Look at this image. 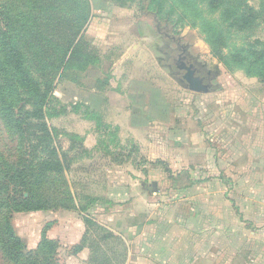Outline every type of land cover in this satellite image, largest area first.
Wrapping results in <instances>:
<instances>
[{
	"label": "rangeland",
	"instance_id": "obj_1",
	"mask_svg": "<svg viewBox=\"0 0 264 264\" xmlns=\"http://www.w3.org/2000/svg\"><path fill=\"white\" fill-rule=\"evenodd\" d=\"M88 1L92 16L82 39L96 47L102 63L89 66L84 71L74 67L66 71L56 83L54 99L47 107L46 121L55 134L57 146L64 152L70 151L68 159L71 163L64 177L76 199L75 204L90 206L89 199L99 200L83 213L61 209L13 213L11 224L15 233L26 241L29 252L37 249L43 239L52 241L51 246L44 247L42 252L47 253L54 264H147L144 258L141 259L142 255L137 254V240L144 236L134 235L132 238L130 229L141 227V232L148 237L145 232L152 226L162 229L171 223L179 226L183 221L186 224L190 220L186 216L192 211L198 216L190 224H200L202 239L209 230L217 227V244H214L216 233L212 232V244L207 247V254L211 257L206 258L209 264H258L259 247L264 242V216H256L258 212L264 213V134L254 133L264 131L261 121L264 119V90L242 71H226L231 76H227V81L235 83L232 90L244 95L247 102L243 100L244 103L239 101L237 104L219 97L204 98L197 104L195 100L189 101L188 108H183V94H196L180 90L175 84L177 80L167 78L151 54L138 51L151 50V47L140 43V36L150 39L155 45L163 43L172 51H178L172 37L183 34L189 46V61L197 60L203 66L212 63L213 68H223L220 61L209 54L211 49L204 36L197 29L188 26L178 29L157 19L155 14L142 8L143 0H132L123 6L109 4L105 0ZM246 3L258 8L259 0H247ZM168 34L170 40L165 42ZM232 41L237 45L255 41L264 43V22L251 30L235 33ZM173 58L174 52L171 60ZM138 74L141 77L146 74L152 86L163 89V104L171 109L164 128L157 129L158 124L147 123L148 128L139 130L135 140L118 139L117 135L115 138L112 125L110 134L102 133L95 125L96 119L89 120L88 117L94 113L101 117L103 124H107L103 118L105 107L101 103L105 88L121 86V82L125 84L129 77ZM107 76L109 81L106 83ZM221 88L227 89L225 85ZM199 104L208 106L212 113L216 110V118L221 120L215 123L213 131L206 127L207 122L199 123L206 130L204 132L212 134L204 135L206 142L215 146V153L211 155L193 154L195 141L199 139H188L181 142L182 145H176L179 134L193 129L192 119L191 122H186V119L198 112L195 108ZM209 110L203 114L208 116ZM225 130H228L227 137ZM166 134L170 138L164 141ZM248 134L256 136L253 138L254 146L247 143ZM10 140L8 131L0 122V146L9 144ZM188 165L195 167L183 169ZM249 167L258 169L254 177L261 182L260 186L250 189L245 188L242 180L246 176L241 175ZM232 172L240 176L238 181L242 182L238 191L229 189L225 183V177H231L229 174ZM178 177L185 184L188 179L199 181L191 187L182 186L189 188L186 190L188 202L183 200L185 192L179 182L174 184L173 180ZM226 193L232 195V199L237 195L243 219L250 221V228L224 232L231 214ZM262 194L263 198L259 199ZM88 219L90 223H86ZM229 236L231 239H227ZM241 240H244L245 249L238 251L233 262L227 241L233 245L236 241L240 246ZM138 256L132 263L130 257ZM206 259H203L204 263L208 262ZM0 264L12 263L0 252Z\"/></svg>",
	"mask_w": 264,
	"mask_h": 264
},
{
	"label": "trees",
	"instance_id": "obj_2",
	"mask_svg": "<svg viewBox=\"0 0 264 264\" xmlns=\"http://www.w3.org/2000/svg\"><path fill=\"white\" fill-rule=\"evenodd\" d=\"M105 1L117 6L132 2ZM246 2L143 0L142 8L174 28L197 29L225 71H242L264 85V43L232 41L235 33L264 22V0L258 8ZM91 16L88 0H0V122L11 137L0 146V252L12 264H54L42 252L50 240L27 251L26 241L11 224L13 213H83L98 201L75 204L64 177L70 151L57 146L46 121L56 83L66 71H84L99 63L96 47L82 39Z\"/></svg>",
	"mask_w": 264,
	"mask_h": 264
},
{
	"label": "crops",
	"instance_id": "obj_3",
	"mask_svg": "<svg viewBox=\"0 0 264 264\" xmlns=\"http://www.w3.org/2000/svg\"><path fill=\"white\" fill-rule=\"evenodd\" d=\"M140 38H142V42L140 43L144 45L145 47L146 46L148 48L151 47V50H146V51L138 50V51L144 52L145 54H148V55L151 54L152 59L159 66V69L162 71H165L166 77L167 78L172 77L173 79L177 80L175 84H177L180 90H183L188 93L196 94V95H187L186 93L183 94L182 100H183V103L185 104L184 105L185 107L183 108H188L186 106H188L189 101L193 102L195 100L197 104L199 100H203L204 98L219 97V98L227 99L228 101H231L232 103L236 102L237 104H239L240 102L244 103V101L247 102V98L244 97V95L237 94L236 91L232 90L231 87L235 86V83L233 82L230 83L229 81H227L228 80L227 76L229 75L225 73L226 71L223 70V68L221 69L218 67L213 68L212 63H210V65L203 66L197 60H194V61L191 60V62L194 64L196 68L197 73L202 77L203 85L205 87H204V90L200 92H193L188 89V86L182 80L180 72L177 70V67L175 66L176 55L178 57L179 54H182L183 55L182 58L189 61V59L187 58L189 46L185 42L183 34L174 35L172 37V39L175 40V44L178 47V51H172L170 46L169 47L165 46L163 43L161 46L160 44L155 45L150 39L142 35L140 36ZM164 39H165V42L169 41L170 40L169 34ZM173 52L175 54V58L171 60V56ZM203 54H207V53H203ZM100 63L102 62H99L97 64L100 65ZM171 71L173 73H171ZM141 73L142 72H140L139 74ZM139 74L137 76L129 77L126 80L125 84L121 82V86L120 84H118L117 87L107 86L105 88L104 90L105 94L102 97L101 103H102V106L105 107L103 118L105 119V122H107V124L106 125L103 124L101 117L99 115L98 116L95 115L94 113H91V118L88 117L89 120L96 119L95 125L98 129L102 130V133L110 134L109 133L110 125H112L113 126L112 134H114L115 138L117 135L118 139L119 138L121 139H124V138L132 139L133 138L134 139L136 138V135L139 132V130L142 131L148 128L146 126L147 123L150 124L152 122V123L158 124L156 127L157 129L164 128L163 124H165L164 122H166V117L170 113L171 109L168 108L169 106L167 104H166V107L163 104V101H162V98H164L163 89L161 88L156 89L154 86L151 85L152 83L149 81L146 74H145L146 76L143 75V77H141V75L139 76ZM108 78L109 76H107V79L105 81L106 83L107 81H109ZM229 78H231V76H229ZM249 79H254L255 82L259 86H261L262 89L264 90V85L259 83L257 79L255 78H249ZM216 80H219V82L215 83ZM229 83L231 85H229ZM224 85L227 87L226 90H223L221 88ZM201 93L202 95H198ZM195 109H197L198 112L197 113L195 112L192 117H188L186 119V122H191V119H192L193 129L179 134L178 143H176V145L180 146L182 145L181 142L184 143L188 141V139H195V140L199 139L195 141L196 145H194L195 150L193 154L194 155H199V154L211 155L215 153V150H214L215 146L212 144L210 145L208 142H206V140L204 139L205 137L204 135L205 134L207 135V133H209V136H212V134L210 131L204 132L206 130L201 128L202 126H199V123L201 124L203 121L207 122L209 125L207 124L206 127L209 130L213 131L215 129V123L221 120L216 118V112H215L216 110H214L212 113L208 109V106L199 104ZM182 110L185 111V109H182ZM206 110H209V112H211L208 116H205V113L203 114V112H206ZM89 112H91L90 109H89ZM186 113L187 112H185V115ZM110 115L112 117L108 118ZM211 117L216 118V119H211ZM261 121L263 125L262 128L264 129V119L262 118ZM187 128H190V127H187ZM231 129H233V127ZM226 131L228 130H225L224 135L227 137L228 134ZM259 131L257 130V132L254 134H257V135L264 134V131L262 130L260 132ZM231 135L233 136L234 134L231 133ZM164 137H165V140L163 139ZM255 137H256L255 135L253 136L251 134H248L246 136L247 143H249V146H254L253 138ZM163 138L162 140L167 141L170 138V136L166 134L165 136H163ZM128 141L129 143L132 142L130 140ZM174 141H177V140L174 139ZM119 142H122V141L119 140ZM133 144L135 143L133 142ZM157 161H159V163L161 164H164L163 161H160V160H157ZM151 163H154V161ZM194 167L195 166L193 165H188V166H185L183 169L189 170ZM257 170L258 169L256 168L251 169L249 167V170H244L245 172L241 174V175L246 176L242 180L243 184H246L245 188L247 187L248 189H250L252 186H255V185L260 186V183H261L260 179L256 180L255 179L256 177H254L255 176L254 172ZM229 175L231 177L229 176L225 177V183L228 184L229 189H234L238 191L240 184H242V182L238 181L239 180L238 178L240 176H238L234 172L230 173ZM173 181H174V184H176V182H179L181 187L184 185H189V187H191L192 185L194 186L199 182V181H196L195 179L194 181L191 179H188V182L184 181L187 183L185 184V183H182V180L179 179V177ZM181 189H184V192H185L184 195L182 196L183 200L188 202L190 199L187 196L188 193L186 192V190L189 188L182 187ZM231 196L232 195L227 194V193L225 195L226 201L229 203L228 205L230 208L228 209L230 210L231 214L230 216H228L229 222L227 225H225L224 232L230 233L231 229L232 230H239V229H245V228L248 229V227L251 226V223L250 221H246L245 219H243L244 214L242 213V209L240 208L238 201H236L237 195L234 196V199H232ZM239 198H242V195ZM262 198H263V194L261 197H259V199H262ZM258 209H259V206H258ZM197 216H198L197 212L190 211L186 216L187 219L188 217H190V220L186 224H183V221L182 223H180L179 226H176L174 223H171V226H163L164 228L162 227V229L152 226L147 229V232H145L146 234H149L148 237H146L143 234V232H141V227L131 228L130 232L132 233V238L134 235L144 236L139 241L137 240L136 244L139 246L137 248L138 250L137 254H141L142 255V256L140 255L141 259L144 258L147 261V264L149 263L151 264H209V261L206 258L211 259V257L210 255L207 254L208 253L207 247H210L212 244V241L210 240L212 238V232H214V234L216 233L214 236V241H215L214 244H217V237H216L217 227L215 226L213 227V229L209 230L208 235H205L204 238L202 239V229L203 228L200 226V224H197L196 222H193V224H190V221L192 219H196ZM256 216L262 217L264 216V213L258 212ZM227 239H231V236H229ZM243 246H244V240H241L240 246L236 245V241L234 245L231 241H227V247H228L227 249L233 254L232 260L236 259L239 250L245 249V248L243 249ZM258 255H259L258 264H264V242H263V245L259 247ZM131 258H132L131 262L134 263L135 259L137 261V258H139V256L130 257V259ZM203 259H206L208 262L204 263L205 261ZM135 263L137 264L138 262H135Z\"/></svg>",
	"mask_w": 264,
	"mask_h": 264
},
{
	"label": "water",
	"instance_id": "obj_4",
	"mask_svg": "<svg viewBox=\"0 0 264 264\" xmlns=\"http://www.w3.org/2000/svg\"><path fill=\"white\" fill-rule=\"evenodd\" d=\"M180 70H183L185 73L183 75V80L187 83L188 89L193 92H200L204 90V86L202 84V79L193 69L192 65H180Z\"/></svg>",
	"mask_w": 264,
	"mask_h": 264
},
{
	"label": "flooded vegetation",
	"instance_id": "obj_5",
	"mask_svg": "<svg viewBox=\"0 0 264 264\" xmlns=\"http://www.w3.org/2000/svg\"><path fill=\"white\" fill-rule=\"evenodd\" d=\"M175 41V40H174ZM182 54H179L178 55V57H177V55H176V61H175V66L177 67V70L180 72V75H181V78L183 77V75H184V71L183 70H180L179 69V66L180 65H192L193 66V69L196 71V68H195V66H194V64L191 62V61H188V60H185V59H183L182 58ZM198 73H197V71H196V75H197ZM199 75V74H198ZM200 76V75H199ZM200 78L202 79V77L200 76ZM182 80H183V78H182ZM184 81V80H183ZM185 82V81H184ZM186 83V82H185ZM202 84H203V79H202ZM186 85H187V83H186ZM204 86V85H203ZM205 87V86H204Z\"/></svg>",
	"mask_w": 264,
	"mask_h": 264
}]
</instances>
